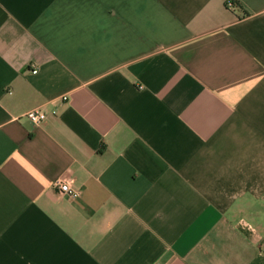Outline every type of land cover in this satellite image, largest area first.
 I'll return each mask as SVG.
<instances>
[{"label":"crops","instance_id":"crops-1","mask_svg":"<svg viewBox=\"0 0 264 264\" xmlns=\"http://www.w3.org/2000/svg\"><path fill=\"white\" fill-rule=\"evenodd\" d=\"M0 264H264V0H0Z\"/></svg>","mask_w":264,"mask_h":264},{"label":"built area","instance_id":"built-area-1","mask_svg":"<svg viewBox=\"0 0 264 264\" xmlns=\"http://www.w3.org/2000/svg\"><path fill=\"white\" fill-rule=\"evenodd\" d=\"M227 7L233 8V2H228ZM33 73H35V71H33ZM23 117L33 125H40L45 121L46 113L40 108H35L27 111ZM52 187L60 196H67L71 199L80 197V191L77 188H74L69 182H66L62 179H56L53 182Z\"/></svg>","mask_w":264,"mask_h":264}]
</instances>
